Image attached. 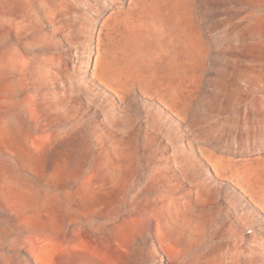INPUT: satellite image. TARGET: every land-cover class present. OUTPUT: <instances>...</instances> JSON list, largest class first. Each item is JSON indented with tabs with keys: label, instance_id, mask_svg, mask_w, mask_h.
<instances>
[{
	"label": "rangeland",
	"instance_id": "374dc122",
	"mask_svg": "<svg viewBox=\"0 0 264 264\" xmlns=\"http://www.w3.org/2000/svg\"><path fill=\"white\" fill-rule=\"evenodd\" d=\"M26 217L96 264H264V0H0V264Z\"/></svg>",
	"mask_w": 264,
	"mask_h": 264
},
{
	"label": "bare ground",
	"instance_id": "6f19581e",
	"mask_svg": "<svg viewBox=\"0 0 264 264\" xmlns=\"http://www.w3.org/2000/svg\"><path fill=\"white\" fill-rule=\"evenodd\" d=\"M109 89L113 91L112 88L109 87ZM2 212L5 216L12 218H15L18 214V211L13 205L6 206ZM5 223L7 222L5 221ZM20 224L27 231L40 230L44 232L46 229L48 230V232H44L45 234L37 233L35 242L32 243L34 245L31 246V252L35 256L37 264H96L91 255L90 244L86 240L78 242V245L76 246L78 248L77 253L74 256H71L67 252V248L70 246L69 240L57 239L54 236L57 229L51 223L46 225H40L39 223L33 225L26 217L20 221ZM4 234H6V230L3 227H0V236H3Z\"/></svg>",
	"mask_w": 264,
	"mask_h": 264
}]
</instances>
